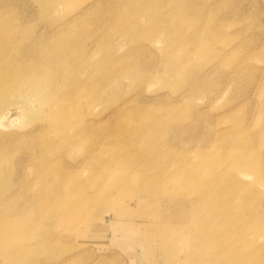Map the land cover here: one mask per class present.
I'll return each mask as SVG.
<instances>
[{
    "label": "rangeland",
    "instance_id": "374dc122",
    "mask_svg": "<svg viewBox=\"0 0 264 264\" xmlns=\"http://www.w3.org/2000/svg\"><path fill=\"white\" fill-rule=\"evenodd\" d=\"M96 1L0 0V264H264V0Z\"/></svg>",
    "mask_w": 264,
    "mask_h": 264
},
{
    "label": "bare ground",
    "instance_id": "6f19581e",
    "mask_svg": "<svg viewBox=\"0 0 264 264\" xmlns=\"http://www.w3.org/2000/svg\"><path fill=\"white\" fill-rule=\"evenodd\" d=\"M108 2H112V1H109L108 0ZM113 3V2H112ZM102 4H104V1H102V0H97L96 2H94L93 3V6L90 8V9H88V10H92V9H94V8H96V7H99V6H102ZM141 7V9L142 10H144L146 7H147V4H145L144 2H142V0H123V2H121V4H119V6L118 7H124V10L125 11H127V10H130L131 8H133V7ZM126 8V9H125ZM82 14V13H81ZM84 14V13H83ZM79 18V17H78ZM58 45V44H57ZM58 48V47H57ZM56 48V49H57ZM58 50V49H57ZM64 53H67V50H64L63 51ZM56 53H57V51H56ZM54 54H55V50H54ZM18 87H24L27 91H28V93L29 94H32L33 93V87L31 86V85H29V84H27L26 82L25 83H23V84H21V85H18V83L17 82H14V83H10V84H7L6 86H5V92L6 93H13V94H15V93H20V91H19V89H16V88H18ZM116 115V114H115ZM261 123H262V120H261ZM264 125V124H263ZM248 153V150L246 151V154ZM244 154H245V150H243V151H241L239 154L238 153H236V152H234V153H232V158H233V160H234V164H235V166L236 167H241V166H248V165H250V161H249V159H245V158H243V156H244ZM240 158V159H239ZM239 159V160H238ZM189 178V177H188ZM149 179V178H148ZM116 180H119V179H116ZM114 183H116V181H114ZM124 186V185H123ZM112 191V188L109 186L108 188H105V189H103V193H105V195H109L110 194V192ZM204 192L205 193H203L202 195H201V197H203V199L202 198H198V200L196 199L195 200V202H188V207L192 210V215H191V224H190V227H189V229H188V234H189V236L190 235H193L194 236V240H196L197 238L198 239H200V237H201V233H202V231H201V227H200V224H201V219H207L206 217H209L210 215H214V216H220L219 218H222V215H229V212L228 213H226V214H223V212L224 211H222L221 210V207H218V205H216L215 203H213V201H211L209 198H211L210 197V193L209 192H207V191H205L204 190ZM195 193L196 194H200L201 192L200 191H195ZM215 202V201H214ZM231 203V202H230ZM33 204V203H32ZM241 204V203H240ZM239 204V205H240ZM97 205V204H96ZM32 206V205H31ZM224 207V206H223ZM243 208V207H242ZM241 208V209H242ZM245 208V207H244ZM69 210L70 209V207H68V208H63V216H62V219L61 220H59V224L62 222V220H65L66 219V217H68L69 218V221L71 220V219H73L74 217L72 216V215H68V213H66V210ZM80 210V209H79ZM220 211H221V213H220ZM228 217V216H227ZM263 217H264V215H263ZM156 219V218H155ZM149 221H151V223H150V225H156V226H160V225H162L163 223H165L166 225H163V226H160V228H159V230L163 233V234H165V235H168V234H170L171 232H174V229L172 228V226L170 227V226H167V222L168 221H166V220H150L149 219ZM157 221H159L160 223H156ZM21 222L22 221H20V220H18V218H13V219H11V224H9V222L7 223V224H9V225H7V226H9V229H11V233H7V235H12V233H14L13 231L15 230V227L16 226H22V224H21ZM33 222V221H32ZM157 224H159V225H157ZM203 224V223H202ZM4 225V224H3ZM111 224H106V225H102L103 226V228H104V230H106L107 228H109V227H113V226H110ZM114 225H115V223H114ZM5 226V225H4ZM3 226V228H2V230H6L7 228H5ZM146 226V225H145ZM147 226H148V224H147ZM28 228V227H27ZM106 228V229H105ZM135 228V227H134ZM156 228V227H155ZM1 229V228H0ZM8 231V229L6 230V232ZM156 231H157V229H156ZM3 232V231H2ZM9 232V231H8ZM152 233V232H151ZM155 234V233H154ZM186 234V233H185ZM151 235V234H150ZM10 237V236H9ZM12 237V236H11ZM154 238V237H153ZM157 239V238H156ZM190 239H192V238H190ZM189 242H190V240H188ZM204 241V240H203ZM12 244H13V242H11ZM186 243V242H185ZM10 244V243H9ZM190 244V243H189ZM201 245V244H200ZM199 245V246H200ZM12 246V245H11ZM13 246H15V247H12V252H24V251H26V250H29L30 249V247H20V245H19V243H18V245L16 244V243H14L13 244Z\"/></svg>",
    "mask_w": 264,
    "mask_h": 264
},
{
    "label": "crops",
    "instance_id": "0c3cea01",
    "mask_svg": "<svg viewBox=\"0 0 264 264\" xmlns=\"http://www.w3.org/2000/svg\"><path fill=\"white\" fill-rule=\"evenodd\" d=\"M112 236V235H111Z\"/></svg>",
    "mask_w": 264,
    "mask_h": 264
}]
</instances>
